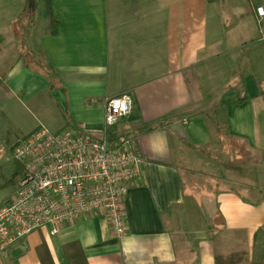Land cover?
Returning a JSON list of instances; mask_svg holds the SVG:
<instances>
[{
    "label": "crops",
    "instance_id": "obj_1",
    "mask_svg": "<svg viewBox=\"0 0 264 264\" xmlns=\"http://www.w3.org/2000/svg\"><path fill=\"white\" fill-rule=\"evenodd\" d=\"M25 6L0 0V89L40 115L53 101L87 133L104 127L91 100L128 95L113 145L129 140L147 165L122 237L97 211L16 239L0 264L264 260V0H50L54 33L43 0L27 20ZM26 51L27 66L6 64Z\"/></svg>",
    "mask_w": 264,
    "mask_h": 264
},
{
    "label": "built area",
    "instance_id": "obj_2",
    "mask_svg": "<svg viewBox=\"0 0 264 264\" xmlns=\"http://www.w3.org/2000/svg\"><path fill=\"white\" fill-rule=\"evenodd\" d=\"M262 17V7L256 8ZM89 114L111 126L128 116L126 94L92 101ZM101 133L81 134L41 128L14 145L11 158L22 163L13 194L0 201V248L38 228L55 236L65 223L100 211L116 238L125 234L128 184L147 165L145 156L109 145Z\"/></svg>",
    "mask_w": 264,
    "mask_h": 264
},
{
    "label": "rangeland",
    "instance_id": "obj_3",
    "mask_svg": "<svg viewBox=\"0 0 264 264\" xmlns=\"http://www.w3.org/2000/svg\"><path fill=\"white\" fill-rule=\"evenodd\" d=\"M41 1L42 0H34L35 6H34L33 12L36 13L37 15L40 13V10L42 9ZM258 7H261V6H258ZM29 11L30 12L28 14L27 13L25 14V20H27L28 17L32 15L31 14L32 9H29ZM44 26H45V22H43V27ZM17 27L19 31L22 29L21 24H19ZM24 39H25L24 41V44H25L27 42V34L24 35ZM19 49H20V45H19ZM21 49H22V46H21ZM16 58L20 59V61L23 62L27 66V51L25 53H22L21 56L20 55H17V57L12 56L9 62H6V64H15L17 61ZM0 73L2 74L1 71ZM20 96L22 97L23 95H20ZM92 101H95V100L90 101L89 106H88V113H89V108L92 105L91 103ZM37 112L38 111L33 109L31 104L27 102V100L17 98V97H14V98L8 97L5 95V92H3L0 89V201H3L5 198L10 196L14 188L16 189L14 184H12L13 173L17 169V164L20 165L22 168V163L16 160H13L11 158L12 149H13L12 147H14V144L19 142L22 138L24 139L26 136H28L31 133L30 130L32 128L38 127L35 130L45 128L48 131H53V132L54 131L63 132V131H68V130H74L75 132L81 133V134L87 133L86 131L84 132L85 129L83 127L79 128L77 126L78 123H74L73 121H66V118H67L66 113L63 116L62 109L60 107H57L53 101L46 104L45 109H43L42 111L44 112L43 115H40ZM209 117L211 116H207V115L205 116V118H208L207 120H209ZM121 120H119L118 123ZM115 125L107 126L103 124L104 127H102V129H98V132L102 134L101 137H104L106 142L109 145H111V143H114V139L118 141V143H120L119 140H121L120 138L121 135L116 128L117 125L116 126ZM65 128L66 130L60 131ZM28 131L30 132L27 134ZM79 131H82V132H79ZM116 137L118 139H116ZM129 142L130 141L128 140L123 141L120 147L127 148L129 145ZM240 170H241V173L244 170V167L242 166V164H241ZM21 174H22V170H21ZM21 174L17 178L15 184H17V181L20 180ZM242 178L252 179L250 175L241 174V179Z\"/></svg>",
    "mask_w": 264,
    "mask_h": 264
},
{
    "label": "trees",
    "instance_id": "obj_4",
    "mask_svg": "<svg viewBox=\"0 0 264 264\" xmlns=\"http://www.w3.org/2000/svg\"><path fill=\"white\" fill-rule=\"evenodd\" d=\"M207 1L208 2H213L215 0H207ZM43 4L45 6V9H46L47 14H48L49 19H50L51 32L54 33L55 32V29H56V23H57V21L51 15L50 0H43ZM29 12H30L29 11V8L27 6H25V9L23 10V13H25V14L27 13L28 14ZM31 12L33 13V11H31ZM163 123H164V121L163 120H160V121H158L153 126L145 127L144 131L151 130V129L155 128V127H158V126L162 125ZM111 146H113V147H120V145L119 146L113 145V143H111ZM21 170H22L21 166L17 164V169L14 171L13 177H12V184L15 185L17 178L21 174ZM251 264H264V260H261V261H258V262H254V263H251Z\"/></svg>",
    "mask_w": 264,
    "mask_h": 264
},
{
    "label": "water",
    "instance_id": "obj_5",
    "mask_svg": "<svg viewBox=\"0 0 264 264\" xmlns=\"http://www.w3.org/2000/svg\"><path fill=\"white\" fill-rule=\"evenodd\" d=\"M26 4L29 9H32V10L34 9V6H35L34 0H26Z\"/></svg>",
    "mask_w": 264,
    "mask_h": 264
}]
</instances>
